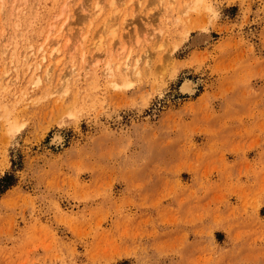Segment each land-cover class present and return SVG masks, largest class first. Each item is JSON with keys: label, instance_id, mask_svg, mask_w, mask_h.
I'll use <instances>...</instances> for the list:
<instances>
[{"label": "rangeland", "instance_id": "obj_1", "mask_svg": "<svg viewBox=\"0 0 264 264\" xmlns=\"http://www.w3.org/2000/svg\"><path fill=\"white\" fill-rule=\"evenodd\" d=\"M115 2L0 0V264H264V0Z\"/></svg>", "mask_w": 264, "mask_h": 264}, {"label": "bare ground", "instance_id": "obj_2", "mask_svg": "<svg viewBox=\"0 0 264 264\" xmlns=\"http://www.w3.org/2000/svg\"><path fill=\"white\" fill-rule=\"evenodd\" d=\"M108 4L111 5V6H116V2L115 0H108ZM96 5L97 7L96 8V11H95V8H94V13L95 12H98L100 11L102 8L99 6L100 3L96 2ZM63 27V26H62ZM60 29V32H59V38H57L56 40V46L55 48L52 50V51H48L46 49H44L43 51V54H40L41 55V58L39 59H34V61H29L27 60V58H29L28 56H26V67L27 69L33 64V63H36V69L34 68L33 70V83L35 84H38L40 85L39 83H42L44 79H46L47 81H52L54 79V77L56 76L59 81V83L61 85H64L67 83V80H68V77L69 75L71 74H74V72L77 71V66L75 64V62L73 63H70L69 65H64V66H61L63 65V63L65 62V52L64 50L62 49L61 47V40H64V37L67 35V33H69L70 37L68 38L67 41H69L72 37H76L74 32H65V28H62ZM152 28V27H151ZM155 30V29H154ZM81 31V30H80ZM79 31V32H80ZM158 31V30H157ZM163 35V34H162ZM78 36H79V33H78ZM163 37V36H162ZM163 39V38H162ZM162 41V40H161ZM161 44V43H160ZM37 53V52H36ZM28 55V54H27ZM147 56V55H145ZM25 57V56H24ZM39 57V56H38ZM128 57V58H127ZM125 60H122L121 62H119V66L117 69V71H115V69H113V64L111 62H109L107 64V66L104 68V73L105 74H108L112 77L115 78V75H124V78H126L127 76H129L132 72H137L139 71V66H140V61L138 59H135V60H131L129 58V55L127 56ZM86 59V58H85ZM97 62V57L96 56H92L90 58V60H88L86 62V64H84V69L85 70H89V69H93V64H95ZM145 62H148V58H146V61ZM148 64V63H147ZM61 66V67H60ZM65 66H67L65 69L67 72H60L58 74H56V71L57 69L60 67V70L63 69ZM39 68H43V70L41 71V73H37L35 74L34 71L37 70ZM68 69V70H67ZM39 72V71H38ZM12 81V80H11ZM126 80L124 79V82ZM32 83V82H31ZM48 83V82H47ZM126 83V82H125ZM183 85V86H182ZM181 85V89H183L184 91H192L193 88H194V85H193V81L190 80V79H186L184 80V82L182 83ZM8 86V85H7ZM5 87V86H4ZM50 90V89H49ZM182 90V91H183ZM25 92V90H24ZM1 105V103H0ZM17 128V127H16ZM14 128V129H16ZM18 129V128H17ZM59 134V133H58ZM61 139V138H60ZM56 140V139H55ZM59 139H57V142H58ZM60 141V140H59ZM53 142V141H52ZM56 142V141H55ZM61 142V141H60Z\"/></svg>", "mask_w": 264, "mask_h": 264}, {"label": "trees", "instance_id": "obj_3", "mask_svg": "<svg viewBox=\"0 0 264 264\" xmlns=\"http://www.w3.org/2000/svg\"><path fill=\"white\" fill-rule=\"evenodd\" d=\"M12 184L13 180L11 179V175L9 173L5 174L0 179V193Z\"/></svg>", "mask_w": 264, "mask_h": 264}]
</instances>
